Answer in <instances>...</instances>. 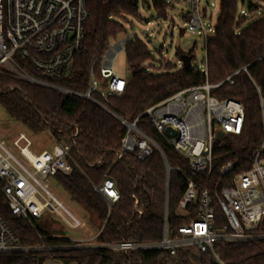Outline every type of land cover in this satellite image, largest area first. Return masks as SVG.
Instances as JSON below:
<instances>
[{"label": "trees", "instance_id": "16d2710c", "mask_svg": "<svg viewBox=\"0 0 264 264\" xmlns=\"http://www.w3.org/2000/svg\"><path fill=\"white\" fill-rule=\"evenodd\" d=\"M171 1L176 0H152L158 17L167 18L166 8ZM238 3L246 15L239 13ZM87 8L89 16L83 45L75 53L67 73L52 79L55 84L79 93L87 90L91 72L98 76L96 58L105 50L108 39L125 31L127 17L139 18L138 0H87ZM204 50L206 75L198 67L174 68L169 62L163 65L164 71L153 72L144 66L151 57L146 45L135 38L126 45L128 81L124 93L106 99L95 94L107 108L128 119H134L174 92L205 80L210 84L222 82L212 90L213 96L241 103L242 132L216 141L210 175L191 172L186 160L162 143L168 163L178 168L170 172L167 187L163 164L157 154L144 161L124 155L114 162L124 129L103 108L78 96L64 95L0 74V106L8 116L33 135L49 132L53 140L69 146L76 167L70 174L57 173L53 178L72 199L94 213L98 221V244L158 242L165 218L174 235L179 226L195 217L194 210L186 217L176 214L177 202L189 179L199 191L211 192L216 184L228 185L233 176L250 169L264 136V115L259 106V95L264 97V0H219L214 34L206 39ZM188 56L193 59L190 53ZM243 67L246 73L241 71L234 76L232 84L224 81ZM139 126L158 138L145 118L140 119ZM229 160L235 162V167L227 175H219L217 169ZM107 170L119 192V199L109 208L93 189ZM133 197L139 213L134 210ZM0 217L21 245L52 247L0 253V264H43L49 257L62 264H218L211 253L192 248H181L171 255L166 250L121 252L102 247H75L70 240L37 227L34 219L14 217L1 192ZM214 221L224 223L218 208H215ZM213 250L222 264H264V240L215 242Z\"/></svg>", "mask_w": 264, "mask_h": 264}, {"label": "built area", "instance_id": "2783aa9c", "mask_svg": "<svg viewBox=\"0 0 264 264\" xmlns=\"http://www.w3.org/2000/svg\"><path fill=\"white\" fill-rule=\"evenodd\" d=\"M183 1L187 5V12L182 15L184 30L202 37L205 45L206 39L214 34L210 14L207 15L208 7L202 5V0ZM170 7L166 8L167 14ZM239 13L246 15L243 7ZM88 16L87 0H0V74L64 95L84 98L107 111L124 129L114 162L124 155L144 161L152 154H157L163 164L167 187L170 172L178 168L168 163L164 144L186 160L191 172L210 175L216 141L226 135H239L242 132L244 110L241 103L213 96L212 90L222 82L210 84L205 80L174 92L146 108L134 119L122 117L110 110L95 94L106 99L124 93L128 81L127 67L125 76L120 77L113 70V62L120 52H126V45L135 39L125 31L109 38L107 47L96 58L99 78L91 72L84 93L55 84L52 79L67 73L75 53L83 45ZM204 59L201 70L206 75V54ZM262 60L264 64V57ZM241 71L246 73V67L229 74L224 81L232 84L234 76ZM259 106L263 117L264 97L260 95ZM141 118L146 119L158 138L139 126ZM167 128H171L175 135H166ZM219 132L222 133L221 138L217 137ZM31 145V140L23 133L13 140L12 148L0 140V192L7 200L11 214L30 221L40 218L48 210L56 212L68 227L80 228L82 222L63 207L43 182L57 173L70 174L76 167L69 146L54 140L51 151L33 153L30 151ZM13 148L18 151V155L12 153ZM25 150L31 153L30 156ZM263 151L264 136L250 169L233 176L228 185L216 184L211 192L208 189L199 191L189 179L177 202L176 214L186 217L194 210L195 217L188 224L179 226L174 235L170 233L165 218L158 242L122 241L99 245L121 252L166 250L171 255L176 254L178 249L192 248L201 253H211L215 261L222 264L213 250L215 242L233 244L264 240ZM234 167L235 162L229 160L217 169V173L225 176ZM93 189L108 208L119 199V192L108 170ZM133 199L134 210L139 213L137 200ZM215 208L222 212L224 223H215ZM71 243L78 247L82 241ZM51 248L21 245L0 217V253Z\"/></svg>", "mask_w": 264, "mask_h": 264}, {"label": "rangeland", "instance_id": "374dc122", "mask_svg": "<svg viewBox=\"0 0 264 264\" xmlns=\"http://www.w3.org/2000/svg\"><path fill=\"white\" fill-rule=\"evenodd\" d=\"M211 3L213 6H211ZM202 5L208 7L207 15L210 14V21L214 25L219 11V0H202ZM241 6L238 3L239 9ZM186 12L187 5L184 1L176 0L172 2L168 10L167 18L163 19L158 17L153 10L152 0H138L139 18L127 17V22L124 23V29L127 34L137 38L146 45L151 56L144 63L146 68L153 72L164 71L165 68L163 65L165 62L171 63L174 68H180L183 66L181 56H188L190 53L193 59L190 60L189 67L195 66L200 70L203 69L205 64L203 39L196 34H191L184 30V19L182 15H185ZM113 70L120 77L125 76V53L120 52L115 57ZM19 133L25 134L31 140L32 145L30 151L33 153H39L43 150L51 151L53 149L54 140L49 132H43L38 135L31 134L21 123L11 119L0 106V140H2L5 146L12 148V142ZM12 153L18 155V151L14 148L12 149ZM43 182L46 184L49 192L63 207L82 222V226L78 229H72L65 224L56 212H50L48 210H45L40 218L34 219V224L37 227L48 230L55 237L65 238L71 241H82L78 246L79 248L102 247L96 242L98 221L94 213L86 209L77 200L72 199L53 177ZM43 264L62 263L55 258L49 257Z\"/></svg>", "mask_w": 264, "mask_h": 264}, {"label": "water", "instance_id": "95a60500", "mask_svg": "<svg viewBox=\"0 0 264 264\" xmlns=\"http://www.w3.org/2000/svg\"><path fill=\"white\" fill-rule=\"evenodd\" d=\"M181 60H182V64H183L182 67H189V65H190V56L182 55V56H181ZM165 133H166V135H168V136H174V135H175V132H174L171 128H167V129L165 130ZM217 137H218V138H221V137H222V133L219 132V133L217 134Z\"/></svg>", "mask_w": 264, "mask_h": 264}, {"label": "bare ground", "instance_id": "6f19581e", "mask_svg": "<svg viewBox=\"0 0 264 264\" xmlns=\"http://www.w3.org/2000/svg\"><path fill=\"white\" fill-rule=\"evenodd\" d=\"M25 153H26L28 156H30V154H31L28 150H25Z\"/></svg>", "mask_w": 264, "mask_h": 264}]
</instances>
